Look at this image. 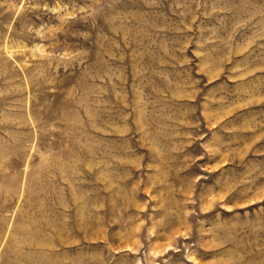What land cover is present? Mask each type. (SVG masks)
I'll return each instance as SVG.
<instances>
[{"label": "rangeland", "instance_id": "1", "mask_svg": "<svg viewBox=\"0 0 264 264\" xmlns=\"http://www.w3.org/2000/svg\"><path fill=\"white\" fill-rule=\"evenodd\" d=\"M0 264H264V0H0Z\"/></svg>", "mask_w": 264, "mask_h": 264}]
</instances>
